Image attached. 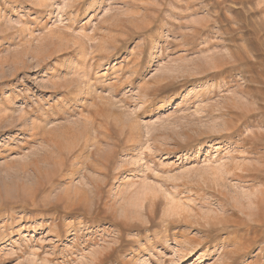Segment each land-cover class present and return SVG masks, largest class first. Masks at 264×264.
<instances>
[{
  "label": "rangeland",
  "instance_id": "1",
  "mask_svg": "<svg viewBox=\"0 0 264 264\" xmlns=\"http://www.w3.org/2000/svg\"><path fill=\"white\" fill-rule=\"evenodd\" d=\"M0 264H264V0H0Z\"/></svg>",
  "mask_w": 264,
  "mask_h": 264
},
{
  "label": "bare ground",
  "instance_id": "2",
  "mask_svg": "<svg viewBox=\"0 0 264 264\" xmlns=\"http://www.w3.org/2000/svg\"><path fill=\"white\" fill-rule=\"evenodd\" d=\"M52 89V88H51Z\"/></svg>",
  "mask_w": 264,
  "mask_h": 264
}]
</instances>
